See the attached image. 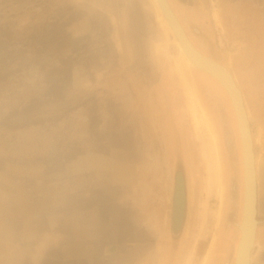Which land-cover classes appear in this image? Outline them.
<instances>
[{"label":"rangeland","instance_id":"obj_1","mask_svg":"<svg viewBox=\"0 0 264 264\" xmlns=\"http://www.w3.org/2000/svg\"><path fill=\"white\" fill-rule=\"evenodd\" d=\"M250 1L175 4L195 43L236 79L264 171V49L257 52L264 4ZM190 10L193 17L183 15ZM179 55L151 0H0V264H104L96 244L112 226L115 200L137 194L145 209L149 177L164 181V174L167 217L178 180L184 218L173 236L179 249L165 264L208 260L226 213L241 207L240 139L224 88L187 68L200 108L178 71ZM74 195L78 202L63 210L87 211L90 227L73 233L67 222L44 235L60 212L51 207ZM159 203L164 208V198ZM38 240L51 246L46 254ZM150 247L133 264H164V246ZM258 258L264 264L257 251L252 264Z\"/></svg>","mask_w":264,"mask_h":264},{"label":"flooded vegetation","instance_id":"obj_2","mask_svg":"<svg viewBox=\"0 0 264 264\" xmlns=\"http://www.w3.org/2000/svg\"><path fill=\"white\" fill-rule=\"evenodd\" d=\"M176 1L179 2L180 6L184 7L186 4L188 5L191 0H166L170 11L180 24L183 32L185 33L189 41L202 54L209 56L210 58L223 65L220 60L215 58L210 53L205 52L202 48H200V46L195 43V40L191 37L189 30L186 28L184 22L180 17L179 11L181 9L179 6H176ZM262 2L264 4V0H262ZM248 3L249 4L246 6L250 7V5H252V2L249 0ZM183 15L193 17L192 10L188 12L183 11ZM259 23V29L261 33L259 32L257 34L258 36L260 35L259 37L261 38L262 47L259 51L257 50L258 55H260L264 49L263 16L261 17ZM171 32L174 35L172 29ZM174 37L177 40L175 35ZM178 44L179 42H177V45ZM131 152L134 153V147H132ZM154 165L155 164L153 162L149 163V175L152 173L151 171L153 170ZM135 169L136 167H133L130 171L128 180L133 181L136 179L137 173ZM155 180L156 178L154 179L153 175L149 177L148 181L150 182V195L149 198H145V209L142 210V208L140 207V205L143 204H140L142 203V200H140V197L137 194H129L123 196L124 199L122 201L120 198L115 200V208L112 213V226L108 228L107 231H105L106 233L104 232L105 235L100 245L101 255L103 257L102 261H104V264H133L135 262L136 257L141 254L143 250H147L150 245L158 242L161 243L162 246H164V264L166 260H171L175 257L174 252L179 247V244L176 247H172V244L174 243L173 236L177 235L178 233H181L184 227L181 185L178 180H176L171 198L170 216L167 217V214H169L166 213L169 210L167 206V177H165L164 174V181L162 178H157V181ZM163 198L164 208L163 203H159V201L162 202ZM240 206L241 207L239 209L235 208L234 211L231 206L228 212L226 213L221 228L218 231L217 237L215 238L211 250L209 251V256L206 264H235L237 246L240 238V229L238 224L242 221V199ZM163 209L165 210L164 216ZM153 217L155 225L153 224ZM255 217L256 228L254 240L248 252V264H252L253 256L255 255L256 251L260 255L264 253V232L262 229V226L264 225V215L258 216L256 211ZM152 226H155V229H157L156 235H153V230L149 229L152 228ZM162 238H164V240ZM260 259L261 258L257 259L258 264Z\"/></svg>","mask_w":264,"mask_h":264},{"label":"water","instance_id":"obj_3","mask_svg":"<svg viewBox=\"0 0 264 264\" xmlns=\"http://www.w3.org/2000/svg\"><path fill=\"white\" fill-rule=\"evenodd\" d=\"M157 3L161 9V12L167 21L168 25L172 29L176 36L179 45L186 54L187 58L192 63V66L196 69L205 72L213 79H215L226 91L229 100L231 102L233 112L235 115L237 129L240 139L241 149V162H242V181L244 188L243 208H242V220L243 223L246 218L251 219L250 232L248 233V244L245 248L250 250L254 240L255 228H256V179H255V156L253 151V142L250 131V124L248 115L243 103L242 93L239 87L236 85L234 77L230 71L222 64L218 63L214 59L202 54L198 51L192 43L189 41L185 33L183 32L180 24L170 11L166 0H157ZM241 229V226H240ZM242 231V230H241ZM243 236V235H242ZM247 252V253H248ZM248 256V254H247ZM240 257V244L237 246V254L235 264H238V258ZM244 257L242 264H248Z\"/></svg>","mask_w":264,"mask_h":264},{"label":"bare ground","instance_id":"obj_4","mask_svg":"<svg viewBox=\"0 0 264 264\" xmlns=\"http://www.w3.org/2000/svg\"><path fill=\"white\" fill-rule=\"evenodd\" d=\"M153 5H154V8H155V11H156V14H157V17L160 19V22H161V25L163 28L167 29L168 31L171 30L170 29V26L168 25L167 21L165 20V18L163 17V14L161 12V9L157 3V0H151ZM215 14V13H214ZM217 17V16H216ZM219 17V16H218ZM178 42V40H176ZM179 45V44H178ZM180 47V55L178 56L177 58V64H178V71L180 72V74L182 75L183 77V80H184V85L186 86L187 90H188V93L191 95V98L192 100H194L195 102L198 103V105L201 107V103L199 101V97H198V94L195 90V87L192 83V80L190 78V76L188 75V70L187 68H191L192 67V63L190 62V60L187 58L186 54L184 53V51L182 50L181 46L179 45ZM203 72V71H201ZM205 73V72H204ZM208 75V74H207ZM213 79V78H212ZM236 80V79H235ZM236 82V81H235ZM221 86V85H220ZM229 98V97H228ZM194 102V103H195ZM203 111V110H202ZM247 112V111H246ZM204 113L203 115H205V112H202ZM207 115V114H206ZM205 115V119H206V122L209 123V119L207 118V116ZM196 120V119H195ZM214 140H216V136H214ZM258 139V138H256ZM261 144V143H260ZM255 179H256V194H257V191H258V187H257V176H256V167L259 168L261 171L262 170V162L260 160L255 161ZM262 179L263 176H260L259 177V182L261 181L262 182ZM222 185V184H221ZM222 187V186H221ZM243 197H244V188H243V181H242V208H243ZM257 197V196H256ZM242 220V219H241ZM239 225V229H240V226H241V229H240V238H239V244H240V257L238 258V264H242L243 261L246 259L247 261V258L248 257V260H249V256H247V252H248V248L245 247L247 244H248V233L250 232V226H251V219L250 218H246L244 223H243V220L238 224ZM242 230V231H241ZM243 235V236H242ZM247 248V249H245ZM245 257V259H244ZM207 260V256L204 257L203 259V262L202 264H205Z\"/></svg>","mask_w":264,"mask_h":264},{"label":"crops","instance_id":"obj_5","mask_svg":"<svg viewBox=\"0 0 264 264\" xmlns=\"http://www.w3.org/2000/svg\"><path fill=\"white\" fill-rule=\"evenodd\" d=\"M256 161V160H255ZM98 166V165H97ZM96 167V166H95ZM80 168H81V171L82 172H85V171H87V170H89V168L88 167H86V165L85 164H83V163H81V165H80ZM260 169L259 168H257L256 167V176L257 175H259V177L260 176H263V178H264V171L263 170H261V171H259ZM81 175H82V173H81ZM258 177V178H259ZM258 178H257V187H258V191H257V194H256V196L257 195H260V193H262L261 191H262V185H261V181L259 182V180H258ZM73 189H71V191H72ZM57 195H55V197H56ZM63 198V197H62ZM69 199H63V201H61L60 203H59V205H54V206H52L51 208H54V210H56V209H59L60 210V212H59V215H57V214H52L51 215V217H50V220L51 221H53V224H50L51 222H49L48 224V226L47 225H44L43 227H42V231H43V234L44 235H46V231L47 230H45V228L47 227H49L48 229H53V230H55V231H58L62 226H61V224H64V223H67V222H69L70 223V225L71 226H73V233H78V232H82V229L81 228H83L84 226H85V229H87L88 227H90V225L89 224H84L83 222H85L86 220H87V217L86 216H84V215H86L87 214V211L85 212V211H83V209H80V210H78V214L79 215H69V214H67V213H65L64 212V210H63V204H65V203H71V202H74V201H77V200H79V199H77L76 198V195H74V196H70V197H68ZM13 199V198H12ZM70 199H72V200H70ZM256 200H257V197H256ZM20 200H17L16 202H17V206L19 207L20 206V202H19ZM13 202V201H12ZM12 202L11 201H8V204L7 205H12ZM78 202V201H77ZM89 212V211H88ZM7 214L8 212H4L2 215H4V214ZM9 214V213H8ZM52 216H54V217H52ZM53 219V220H52ZM61 221H63V222H61ZM39 228V227H38ZM39 231H40V229H39ZM82 233H84V232H82ZM85 237H87V236H84V235H82V239H85ZM45 238V237H44ZM44 238H43V241H44ZM74 238H76V239H80V238H78L77 236H74ZM98 240L100 241V239L98 238ZM45 242V241H44ZM44 242H42V241H40V240H38V246H44V250H45V254H46V251H47V249L48 248H50L51 246H49V245H43V243ZM102 242V241H101ZM101 242H98L96 245H97V247L98 246H100L101 245ZM104 247V246H103ZM39 248V247H38Z\"/></svg>","mask_w":264,"mask_h":264}]
</instances>
